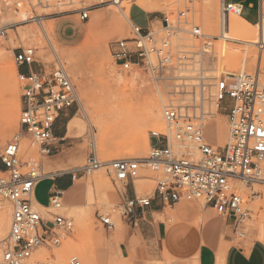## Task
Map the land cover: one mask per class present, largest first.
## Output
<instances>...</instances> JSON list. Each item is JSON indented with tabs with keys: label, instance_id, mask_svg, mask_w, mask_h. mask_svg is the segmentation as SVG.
<instances>
[{
	"label": "built area",
	"instance_id": "1",
	"mask_svg": "<svg viewBox=\"0 0 264 264\" xmlns=\"http://www.w3.org/2000/svg\"><path fill=\"white\" fill-rule=\"evenodd\" d=\"M45 8L52 0H27ZM172 17L162 14V34L156 35L152 20L148 30L132 22L133 37L112 43V57L123 72L142 69L155 83H162L166 91L163 118L173 140L180 145L193 144L196 155L180 158L167 143H161V136L152 133L160 145L151 149L146 165L152 172L161 175L152 195L134 198L127 187L139 178L141 160L120 159L100 161L92 152L85 166L74 176H88L104 166L109 167L114 181L121 187V217L132 228L138 226L141 214L151 207L154 200L163 205H175L180 201L202 203L204 209L214 210L223 217L235 236L247 238V224L259 211L264 210V195L258 187H264V85L256 75H225L216 78V85L206 83L204 56L212 51V37L203 33L195 20L189 17L188 4ZM259 6V21L262 18V3ZM222 12L243 16L242 3L223 0ZM253 8V4L249 6ZM80 20L89 19V10L79 12ZM47 16L35 15L29 21L42 25ZM157 19V18H155ZM12 26L0 27V43L7 39ZM182 35L202 41L199 51L196 45H181ZM18 67L27 66V73L18 75L21 83V134L9 142L0 155L3 167L0 177V197L12 207L10 231L2 242V264H32L31 261L41 248L59 247L65 236L74 229L70 218L48 212L51 219H44L34 207L33 197L37 184L42 181L36 167L23 172L21 146L28 137L40 152L46 156L57 151L59 143L55 125L60 115L79 105L77 87L65 65L58 61L51 73L34 71L37 63L36 50L17 48L14 50ZM199 59V60H198ZM200 67L197 68V67ZM180 69H191L179 73ZM195 74L194 85H167L174 79L190 78L182 74ZM177 74V76L175 75ZM215 89L214 95H211ZM207 94L214 97L218 110L224 112L230 127V141L225 147L210 144L204 133V120L208 116L198 107L204 105ZM199 113V115H197ZM193 155V156H192ZM125 190V191H124ZM260 203V205H259ZM62 193L51 192L46 210L63 207ZM258 211L256 212V209ZM99 221L108 231L114 229L111 217L100 216ZM35 264H52L48 259ZM71 264H79L76 257Z\"/></svg>",
	"mask_w": 264,
	"mask_h": 264
},
{
	"label": "rangeland",
	"instance_id": "2",
	"mask_svg": "<svg viewBox=\"0 0 264 264\" xmlns=\"http://www.w3.org/2000/svg\"><path fill=\"white\" fill-rule=\"evenodd\" d=\"M134 1L52 0L48 6L43 8L36 6L34 2L30 5L27 0H0V27L12 26L8 32L7 39L0 43V49L3 48L7 50L6 62L13 70L11 80L8 82L0 69V155L7 144L14 140L17 135L21 134V83L18 79L20 71L15 62L14 50L17 48H33L36 50L37 56V63L33 65L34 71L51 73L58 61H61L65 65L71 79L77 87L79 105L74 106L70 110H66L68 112L67 118L63 120L60 116L57 120L55 126L61 127L63 139H58L57 151L53 155L46 156L42 154L37 145H34L28 137L23 136V139H21L22 148L20 153L21 160L24 163L23 172H27L31 167H36L41 177L54 175L60 171L72 172L75 174L77 170L86 165L92 152H95L102 162H110L117 159H138L143 162L139 178L136 179L133 184L130 183L127 187V191L131 194L130 188H133L139 197H146L153 194L157 181L162 176L151 171L149 166L146 165V159L149 157L151 149L154 146L160 145V141L152 137V132L159 131L164 133L166 131L164 119H162L157 127H147L145 132L147 136L146 145L143 143L141 136H138L140 131L136 127H132L129 131L130 137H128L126 141H121V139H119L117 143L114 142L110 144L106 151L99 144L97 137L95 142L93 133L95 132V134H98V130H93L89 123L85 121L81 114L80 105V99L83 96H86L89 101L93 102L92 100L107 95L109 88L116 86V81L120 79L121 90L128 91V95L132 94L131 90L135 91L132 95L137 97L136 100L139 105L138 108L141 119H145V111L149 100H156L162 111V105L159 100L160 94L158 91L160 90L163 93V98H165L164 94L167 90H165L164 85L162 83H155L152 77L142 69L123 72L121 67L115 64V60L112 57V43L120 41L122 38H132L134 36L131 27H129L126 37H124L125 32L123 29L119 28V25H122V23L125 28L127 27L123 14L128 8L135 6L131 12V20L133 24L143 30H148L150 27V18L146 13L149 14L151 20H155V22L158 23H156L157 25L155 24V26L152 25V31L160 36L162 34V25L160 23L161 15L167 14L172 17L176 16V11L184 7L185 1L164 0L157 2L153 11H145L146 13L138 8L134 4ZM226 2L242 3L244 5L243 19H248L250 22L246 20L248 25L244 27L240 26L242 27V32L240 31L241 39H258V31L255 29V25L259 21L258 1L226 0ZM249 4H253V8H250ZM262 4H264V1ZM188 7L190 19L192 18L195 20L196 25L202 29L204 34L213 38L211 39L212 52L206 53L203 58L204 75L209 77L206 79V83L216 85V78H220L221 76L248 74L259 77L260 83L264 85V51L262 54L263 65L255 61L246 63L238 58L228 59L226 61L218 55L219 45L222 44L234 50L249 48L253 51L261 52L258 45L248 46L246 43L239 41L237 37L234 38L236 35L234 34L235 31H233L235 29L234 22L230 16L235 15L229 12L223 13L221 11L216 19L219 27L216 31L212 32L204 29L205 26H203V22H205L203 0H193L192 3L188 4ZM83 9L89 10V19L87 21L80 20L78 12ZM35 15L47 16L42 22V25L29 21V19ZM67 25H70L69 28L73 27L76 33H74V39H71L68 45H63L58 37L61 35L62 29ZM42 27H45L51 34L58 48L59 57L56 56V53L52 49ZM223 30H229L228 40L221 39ZM27 32L29 35H25ZM175 43L181 45H196L197 48L194 50L196 52L199 51V47L202 45V41L196 39L192 40L187 35H182V40ZM73 67H77L80 72L75 74ZM197 68L200 69L199 66ZM136 73L141 75L142 80L138 85L136 83L132 88L128 84L132 80L131 77L133 78ZM175 75L177 76V74ZM180 76H188L190 78L174 79L166 82V84L170 86L194 85L197 83L192 78L195 76L193 73H185L178 77ZM10 84L11 86H9ZM15 85L16 88L14 87ZM11 87H14V89H11ZM214 92L215 89H212V96ZM216 104L215 98L208 96L204 105L198 107V112L203 110L205 113H208L211 107ZM9 113L15 114V116L17 115V118L14 120L13 131L8 134L7 137H1V131L7 123ZM197 115H199V113ZM207 117L205 120L211 118ZM205 120V135L207 139L211 140L215 145L224 139L227 140L228 135H226V131L230 136V127L228 118L224 112L219 110V113L212 117L214 121L208 126ZM165 134V136H161V143H167V137L169 136L171 147L178 157L184 158L192 154L190 152L191 149H188L187 146H193V144L180 145L175 142L173 140L174 131H172V134L168 132ZM23 146L27 148V151H25ZM135 147H140L142 152L136 154L134 152ZM180 150H183L185 153ZM0 177H2L1 173ZM96 183H98V185ZM51 185L52 182L49 179H45L39 184L35 196L41 204L46 205L49 203V189ZM76 185L81 187L79 193L81 202L74 205L76 207H66L65 204L64 209L51 208L50 210H46L36 207V209L41 212L44 219H51V217L48 216V212L72 219L74 221V229L65 236L59 247L39 249L34 255L31 263L35 264L48 259L52 264H71V259L76 257L79 264H131L121 258V243H113V237L117 229L120 228L124 233L128 226L121 217V199L118 194L121 187L114 181V175L111 173L110 169L104 166L88 176L77 175ZM257 189L262 191L264 195V187H258ZM68 201L70 200L67 199L66 203ZM257 211L258 208L256 209V212ZM0 213H5L9 219V228L7 231L9 233L12 220V207L9 202L3 200L1 197ZM80 215H82L83 218ZM100 216L111 217L115 224L114 229L111 231L106 230L99 221ZM82 219H84V222ZM8 233L0 239V264H2L1 245ZM228 234L230 237V244L244 243L246 246H249L254 241L264 243V239L262 238L264 237V210L259 211V214L255 215L253 219L248 222L246 239H240L234 236L231 231L228 232ZM227 247L228 243H223L221 248L222 255ZM41 251L47 253H45L46 259H41L37 255Z\"/></svg>",
	"mask_w": 264,
	"mask_h": 264
},
{
	"label": "crops",
	"instance_id": "3",
	"mask_svg": "<svg viewBox=\"0 0 264 264\" xmlns=\"http://www.w3.org/2000/svg\"><path fill=\"white\" fill-rule=\"evenodd\" d=\"M134 7L130 8V18ZM146 15L151 23V16L147 13ZM70 25L63 28L58 37L63 45H68L71 39H74L76 32L73 27L69 28ZM119 28L126 32L123 23ZM29 69L27 66L19 67V71L23 73H27ZM60 116L64 120L68 117V112L65 111ZM61 130L60 126H55V135L59 139H63ZM226 135L228 140L227 131ZM225 140L215 145L207 139L210 144L218 147L223 146L222 144L227 142ZM2 170L3 167L0 165V172ZM46 179L52 182L49 198L51 192L59 191L66 207H76L74 205L81 202L79 194L81 187L76 185L77 177L72 172L60 171ZM42 181L34 190L35 199L36 190ZM130 190L129 196L134 198L137 193L133 188ZM67 199L70 201L66 203ZM37 202L41 206L48 205L41 204L38 200ZM127 226L124 233L120 228L117 229L113 243H121V258L131 264H264V243L254 241L249 246L244 243L230 244L228 232L231 231L233 235L234 233L228 222L214 210L204 209L195 201L183 200L175 205H163L156 199L151 207L141 214L137 227ZM225 242L228 243V247L222 255L221 248Z\"/></svg>",
	"mask_w": 264,
	"mask_h": 264
},
{
	"label": "bare ground",
	"instance_id": "4",
	"mask_svg": "<svg viewBox=\"0 0 264 264\" xmlns=\"http://www.w3.org/2000/svg\"><path fill=\"white\" fill-rule=\"evenodd\" d=\"M161 1H164V0H135L134 2L137 6H139L143 10L151 12L155 8V4L157 2H161ZM166 1H168V0H166ZM179 5H181V4H179ZM222 5H223V0H203V9H204L203 13L205 14V17H204L205 22H203L204 23L203 26H205L204 29H207L208 31H212V32L216 31L218 29L219 24L216 22V19L222 11V7H223ZM129 12H130V8H128L127 11L124 12V14H123L124 15V21H125L126 26H127L124 37L127 36V32L129 31V27L132 26V21H131ZM230 18L234 22V28L235 29L233 31H235L234 34H236L234 38L237 37V39H239V41L246 43L248 46L258 45L259 48L261 49V52H256L255 50L253 51L249 48L248 49L246 48V49L234 50V49L229 48L227 46H224L222 44V45H219V51H218L219 54L218 55H220V57H222L226 61L228 59L238 58L240 60L242 59L246 63H248L249 61H255L256 63L263 65V55L262 54L264 51V4H262L261 21L257 22L255 25V29L258 31V39H256V40L255 39H243V40L241 39V37H240V31L242 32L241 28L244 26H247V22H245L246 20H244L242 16H236L235 15V16H230ZM156 23L157 22H154L153 26H155ZM240 26H242V27H240ZM43 29H44V33L46 34V37L48 38V41H49L52 49L56 53V56L59 57L60 55L57 51L58 48L55 45V42H54L51 34L49 33V31H47V29L45 27ZM25 35H29V33L27 32V34H25ZM221 35H222L221 39L228 40L229 39V30H225V31L223 30ZM128 38L129 37L122 38L121 40L128 39ZM6 58H7V50H5L3 48L0 49V69L3 72L5 79L9 82L11 80V75L13 74V70L11 69L10 65L6 62ZM242 63H244V62H242ZM73 71L75 74H78L80 72L77 67H73ZM190 71H192V70L191 69H187V70L180 69L179 73L190 72ZM131 79H132L131 82H129L130 80L128 81L129 82L128 85L133 88L136 83L138 85L141 82L142 77L140 74L136 73L133 76V78L131 77ZM116 82H117V85L110 87L108 93L106 92L107 95H104L101 98L99 97L95 100H92L93 102L89 101L86 96H83L80 99L81 114H82L83 118L85 119V121H87L89 123V125L92 127L93 130L94 129L98 130V134H95V132L93 133V138L96 142V137H97L99 144L106 151H107V147L114 142L117 143V140L121 139V141H126V139L128 137H130L129 131L132 127H136L140 131V133L139 134L137 133V134H138V136H141L143 143L146 145L147 136H146L145 132H146L147 127H157L159 125V123L162 121V119H164L163 118V108H164L166 101H165V98H163V93L160 90L158 91L160 94L159 100H160V103L162 105V111H161L160 105L158 104V102L156 100H149L147 102V107H146V111H145V119H141L140 114H139V108H138L139 105H138L137 100H136L137 97L132 95L135 93V91L131 90L132 94L128 95L127 94L128 91L126 92V91H123L120 89L121 80L118 79ZM7 84H9V83H7ZM11 84L9 86H11ZM14 87L16 88V85ZM14 87H11V89H14ZM106 89H108V88H106ZM209 95L210 94H207V96H209ZM16 100H18V99H16ZM11 105H12V103H11ZM9 106H10V104H9ZM13 106H11V107H13ZM218 113H219V110H218V107L216 104L215 106H212L210 111L207 113L208 117H211L209 120H205V121H207V124H206L207 126L211 122L214 121V120H212V117ZM16 118H17V115L15 116V114H11V113L8 114V120H7V123L5 124L4 128L1 131V137H7V135L13 131V124H14V120ZM165 125H166V123H165ZM136 132H138V131H136ZM167 132H169V130H168V127L166 125V131L164 133L159 132V131H153L152 133H154L156 135H165V133H167ZM204 133H205V123H204ZM229 141H230V136L228 137L227 142L225 144H223V146H221V147H225L229 143ZM32 146H33V144H32ZM215 147H218V146H215ZM21 148H22V146H21ZM24 148H25V151H27V148L26 147H24ZM187 148L191 149L190 152L193 155H196V153L194 152V149H195L194 145L193 146L188 145ZM180 151L185 153L183 150H180ZM134 152L136 154H139L140 152H142V149L140 147H135ZM108 155H110V154H108ZM117 160H120V159H117ZM46 175H44V176H46ZM50 176H52V175H50ZM50 176H47V177H41L40 176V177L42 178V180H44ZM96 184L98 185V183H96ZM33 202H34V207L46 209V206H41L37 202L35 197H33ZM64 208L65 207L63 206L61 209H64ZM48 216L50 217V215H48ZM80 216L82 217V215H80ZM79 220H81V219H79ZM82 220L84 222V219H82ZM8 228H9V219H8L7 215L5 213H0V239H2L8 233L7 232ZM262 238L264 239V237H262ZM45 253H43L41 251L37 255L41 259H46L47 253L46 254Z\"/></svg>",
	"mask_w": 264,
	"mask_h": 264
}]
</instances>
